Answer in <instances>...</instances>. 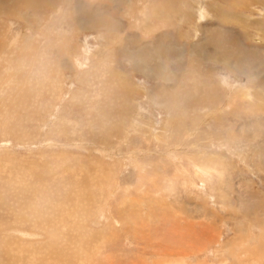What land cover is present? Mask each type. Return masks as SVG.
Masks as SVG:
<instances>
[{"label":"rangeland","instance_id":"obj_1","mask_svg":"<svg viewBox=\"0 0 264 264\" xmlns=\"http://www.w3.org/2000/svg\"><path fill=\"white\" fill-rule=\"evenodd\" d=\"M0 264H264V0H0Z\"/></svg>","mask_w":264,"mask_h":264},{"label":"bare ground","instance_id":"obj_2","mask_svg":"<svg viewBox=\"0 0 264 264\" xmlns=\"http://www.w3.org/2000/svg\"><path fill=\"white\" fill-rule=\"evenodd\" d=\"M34 1V0H33ZM233 68V67H232ZM25 223V222H24Z\"/></svg>","mask_w":264,"mask_h":264}]
</instances>
